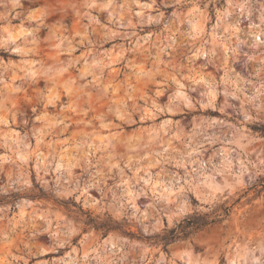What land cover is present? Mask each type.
<instances>
[{
    "label": "rangeland",
    "instance_id": "obj_1",
    "mask_svg": "<svg viewBox=\"0 0 264 264\" xmlns=\"http://www.w3.org/2000/svg\"><path fill=\"white\" fill-rule=\"evenodd\" d=\"M263 182L264 0H0V264H264Z\"/></svg>",
    "mask_w": 264,
    "mask_h": 264
},
{
    "label": "trees",
    "instance_id": "obj_2",
    "mask_svg": "<svg viewBox=\"0 0 264 264\" xmlns=\"http://www.w3.org/2000/svg\"><path fill=\"white\" fill-rule=\"evenodd\" d=\"M262 188L264 189V182L261 184ZM214 220L209 222L208 220H205L204 218H191V219H186L184 220L180 225L179 228L181 236L178 235V232L175 230H170L168 234L161 239L164 248H166L168 245L172 244L179 238H186L187 234L189 232H186V230H192V231H197L205 227L206 225L213 223ZM100 228H103V226H100Z\"/></svg>",
    "mask_w": 264,
    "mask_h": 264
},
{
    "label": "crops",
    "instance_id": "obj_3",
    "mask_svg": "<svg viewBox=\"0 0 264 264\" xmlns=\"http://www.w3.org/2000/svg\"><path fill=\"white\" fill-rule=\"evenodd\" d=\"M74 232H72L71 228H67V230L63 231V235L66 237H70Z\"/></svg>",
    "mask_w": 264,
    "mask_h": 264
},
{
    "label": "bare ground",
    "instance_id": "obj_4",
    "mask_svg": "<svg viewBox=\"0 0 264 264\" xmlns=\"http://www.w3.org/2000/svg\"><path fill=\"white\" fill-rule=\"evenodd\" d=\"M9 37H11V36H9ZM9 37H8V39H11V38H9ZM186 253H187V252H186ZM233 263H234V262L232 261V264H233Z\"/></svg>",
    "mask_w": 264,
    "mask_h": 264
}]
</instances>
